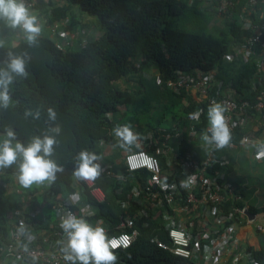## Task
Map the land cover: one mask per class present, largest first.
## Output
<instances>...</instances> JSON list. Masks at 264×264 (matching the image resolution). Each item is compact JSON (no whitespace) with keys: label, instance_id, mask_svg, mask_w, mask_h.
Returning <instances> with one entry per match:
<instances>
[{"label":"trees","instance_id":"1","mask_svg":"<svg viewBox=\"0 0 264 264\" xmlns=\"http://www.w3.org/2000/svg\"><path fill=\"white\" fill-rule=\"evenodd\" d=\"M206 1L37 0L28 6L49 35L40 34L37 42L29 46L26 38H21L25 36L23 32L11 29V32L19 33V43L0 47V67L4 66L8 51L28 57L27 78L14 80L10 85L13 103L8 108H0V133L5 127H12L17 139L26 143L32 136L41 135L48 129L51 122L47 119V109L53 108L55 123L61 131L56 137L58 143L52 159L62 165L64 171L57 173L55 182L45 190L35 186L23 188L17 182L13 187L16 193L10 197L2 183L7 184L9 179L16 181V168L0 169V256L4 255V245L10 241V231L19 224L30 220L27 230L30 228L38 235L56 222L53 208L57 200L54 197H66L74 191L72 172L77 155L83 149L101 156L106 146H112L110 160L103 164L113 167L123 178L101 175L94 181L106 193L102 202L93 201L88 192L83 197L95 212L87 217L91 224L95 225L98 219H102V224L108 227V234L118 231L115 228L118 216L126 210L121 201L127 199L137 179L148 176L143 169L128 171L125 167V150L118 147L112 132L118 124L130 123L138 136L146 129L171 136L179 132L171 141L175 149L202 156L204 151L201 147L193 145V139L188 141V129L194 126L200 134L206 130L207 110H203L197 121H192L190 116L199 104L191 99L187 90L177 92L167 87V79L214 70V77L219 82L214 87L215 91H225L229 87L235 90L238 99L251 101L256 92L264 88V71L256 66L255 56L247 61L224 60L225 55L235 53L246 33L241 25L242 14L255 24L264 25V3L246 8L248 0H230L231 6L218 12L215 7L217 0H210L211 5L207 9L201 6ZM84 14L96 16L103 30L99 36L86 41L82 38L90 35L93 23L87 21ZM217 15L225 19L228 29L220 35L208 31L206 25ZM68 37L71 39L67 40ZM76 39L85 42L74 50ZM26 109H38L40 119L26 118ZM142 116L154 117L155 123L142 124ZM231 133L235 141L241 133L255 134L237 129ZM195 142L202 141L199 137ZM145 149L156 155L165 168L163 154L157 153L154 147ZM222 153L232 160L227 151L216 149L217 156ZM102 162L99 161L100 164ZM229 163L227 167L230 170L233 165L231 161ZM233 183L245 197L241 186ZM248 204L251 210L264 208V204L260 207ZM139 207L135 204L130 212H136ZM17 209L24 216H17ZM33 210L41 211L42 215L29 216V211ZM146 218L142 215L134 220L133 228L138 233L131 245L115 250L117 264H194L150 242L151 235L162 227V219L160 212L156 219ZM145 220L149 222L147 226L143 224ZM159 235L160 239L166 240L162 232ZM7 264L22 263L11 258Z\"/></svg>","mask_w":264,"mask_h":264},{"label":"built area","instance_id":"2","mask_svg":"<svg viewBox=\"0 0 264 264\" xmlns=\"http://www.w3.org/2000/svg\"><path fill=\"white\" fill-rule=\"evenodd\" d=\"M35 2L37 0H25L27 6L34 5ZM259 2L264 3V0H248L246 8H253ZM228 6H231L230 0H217L215 5L218 12L225 11ZM240 19L246 33L241 37L235 53L225 55L224 60L247 61L255 56L256 66L264 71V25L255 24L243 14ZM61 34L66 36L63 32ZM165 84L177 92L181 89H193L198 94L199 106L190 116L192 121L198 120L193 118L194 113L202 110L201 115L211 102L216 101L225 107L231 131H245L249 123L253 124L251 130L255 134L241 133L237 141L232 138L226 148L252 147L249 158L255 162L264 161V150L258 147L264 142V88L256 92L253 101L248 98L238 99L235 90L229 87L225 91H215L214 87L219 82L214 77V70L206 73L197 71L194 75L167 79ZM197 133L199 131L194 126L190 127L188 141ZM176 135L179 132H175L173 136L166 132L158 134L153 129L141 132L136 144L130 150H125L123 163L128 171L143 169L148 176L137 179V184L130 189L127 199L121 201L126 210L119 215V222L115 225L118 231L108 234V227L102 224V219H98L95 225L103 226L109 238H115L119 242L120 246L115 250L125 249L138 233L133 228L134 220L142 215L153 220L160 212L162 227L150 237V242L158 248L194 264H264V208L251 210L242 192L226 179L222 170L228 164L226 155L217 156L214 146L208 145L200 157L189 151L181 153L169 143ZM146 147H154L157 153L164 155L165 168H162L159 158L150 154ZM103 163L101 175L123 178L120 172ZM182 181L188 186L182 187ZM72 185L74 191L66 197H54L57 200V205L53 208L56 222L49 226L50 229L35 235L30 228L27 230L30 220L26 219L27 222L10 231V241L4 245L5 253L0 256V264H7L11 258L22 264H69L64 259L59 243L64 239L59 227L60 216L72 212L87 219L95 212L89 202L81 203L84 193L88 192L95 202L104 201L106 194L94 181L83 182L74 178ZM135 204L140 207L136 212H130ZM246 211L252 215L249 216ZM150 212L156 215H151ZM16 213L17 216H24L19 209ZM38 213L42 215L41 211H29V216L33 217ZM143 224L147 226L149 222L145 220ZM245 224L252 225L261 238V243L256 248L244 246L240 240L238 230ZM128 229L132 230L127 231ZM160 232L165 235L166 240L160 239Z\"/></svg>","mask_w":264,"mask_h":264},{"label":"clouds","instance_id":"3","mask_svg":"<svg viewBox=\"0 0 264 264\" xmlns=\"http://www.w3.org/2000/svg\"><path fill=\"white\" fill-rule=\"evenodd\" d=\"M0 20H3L10 29H20L26 34L29 46L35 44L41 34L42 26L38 17L26 6L25 0H0ZM3 45L0 44V47ZM27 55H19L8 51L4 66L0 67V108H8L13 99L10 95V85L17 77L27 78ZM198 110L193 114L199 119ZM225 107L216 101L207 108V128L200 134V140L215 149L227 147L232 140V133L225 116ZM25 117L40 119V111L26 109ZM48 129L41 135L32 136L26 143L17 139L12 127H5L0 133V169L15 166V179L23 188H31L34 184H52L57 179V173L64 168L52 159L57 136L61 129L56 121V112L53 108L47 109ZM117 145L121 149L130 150L138 140V134L133 131L130 123L118 124L113 130ZM258 147L264 150V142ZM102 157L96 152L87 149L77 155L76 166L72 175L78 181H95L102 174ZM182 187L188 184L181 182ZM75 202V201H74ZM59 227L64 239L61 252L69 264H117L115 249L120 246L115 238H109L106 229L101 225H93L82 216L67 212L60 216ZM126 246V245H125Z\"/></svg>","mask_w":264,"mask_h":264},{"label":"rangeland","instance_id":"4","mask_svg":"<svg viewBox=\"0 0 264 264\" xmlns=\"http://www.w3.org/2000/svg\"><path fill=\"white\" fill-rule=\"evenodd\" d=\"M210 5H211L210 0H207L206 2L201 4V6L206 9L209 8ZM33 14H35V12H33ZM84 17L87 21H90L91 23H93V25L91 26L90 35L86 36L85 39L83 37L82 40L86 41V39L95 38L103 33V30L100 29L99 24L96 21V16H93V15L89 16L87 14H84ZM224 20L225 19L222 18L220 15L215 16L214 19L209 20L207 22L206 24L207 30L212 31L214 35H220V33L223 30L227 31L228 29L226 28V21ZM241 25H242V19H241ZM41 26H42L41 34L49 35L46 33V30L42 23H41ZM18 34L19 33L14 34L13 32H11V29L5 24V22L3 20H0V44L3 45L2 47L15 46L19 43L21 38L23 37L26 38L25 33H24L25 36H22L21 38L17 36ZM85 41H82V42L78 40L75 41V43L73 44V49L77 50L80 47L81 43H84ZM153 115H156V113H153ZM152 119H154V117L149 118L146 116H142V118L140 119V122L144 125L145 123L153 124L155 123L154 121L155 119L154 120ZM199 137H200V133H197L193 137L194 141L192 142V144L205 146L203 142H195ZM171 141H172V138L169 141V143H171ZM102 161H103V158H102ZM233 171L235 173L233 180L241 184V188L245 192V195H246L245 198L248 201V203L250 204L254 203L256 206L263 205L264 204V162H261V163L255 162L249 159L248 157H246L245 154L241 152L240 155L235 160V167L233 168ZM33 186L42 190V189H46L49 186V184L46 182L45 184H42V185L34 184Z\"/></svg>","mask_w":264,"mask_h":264},{"label":"crops","instance_id":"5","mask_svg":"<svg viewBox=\"0 0 264 264\" xmlns=\"http://www.w3.org/2000/svg\"><path fill=\"white\" fill-rule=\"evenodd\" d=\"M18 32H20V33H22L23 31L22 30H20V29H16ZM14 34H16V31L14 32ZM187 94L189 95V96H191V99H193L194 101H196L197 102V97H198V94H196V92H194V90L193 89H191V90H189V91H187ZM251 126H253V124H251V123H249V125H247L246 126V129H244L245 131H252L251 130ZM102 141H100V143H101ZM200 147H201V149L202 150H204L206 147H207V145H205V146H203V145H199ZM251 149H252V147H250V148H248V147H246V148H244V149H242V148H236V150H233V149H229V148H223V149H221V150H225V151H227L230 155V157L232 158V160H230V158L229 157H227L228 158V165H230V163H229V161H231L232 162V165H233V168L235 167V160H236V158L240 155V153L241 152H243V154H245V156L246 157H248L249 158V152L251 151ZM228 150H230V151H228ZM112 151H113V149H112V146L110 145V146H106V148H104L103 149V153L101 154V157L103 158V161H106V162H108L110 159H109V157H110V155H111V153H112ZM124 151H122V153H123ZM224 153H222L221 155H223ZM250 159V158H249ZM116 161H119V159H115ZM102 161V160H101ZM264 162V161H263ZM110 163V162H109ZM258 163H261V162H258ZM233 168L232 169H228V167H227V164L225 165V166H223L222 167V170L224 171V174H225V177H226V179L228 180V181H230V182H235V184H238V185H240L241 186V184L240 183H238V182H236V181H233V177L235 176V173H234V171H233ZM15 183H16V185L18 184L17 183V181H13V179L11 180V179H9V180H7V184H4V183H2L4 186H6L7 187V194H8V196H12L14 193H16L15 192V189L13 188L14 186H15ZM98 186H100V185H98ZM101 187V186H100ZM102 188V187H101ZM103 189V188H102ZM45 190V189H44ZM104 190V189H103ZM242 192V191H241ZM27 200H29V199H27ZM12 201V200H11ZM86 202V200L84 199V197L82 196L81 197V203H85ZM262 206V205H261ZM257 207H260V206H257ZM261 209H263L262 207H260V208H257V210H261ZM119 217V216H118ZM120 218V217H119ZM118 218V219H119ZM238 235H239V237H240V240L243 242V244H244V246H246V245H249V246H253V247H257V246H259L260 245V243H261V238L259 237V235L254 231V229H253V226L252 225H250V224H245V225H243V226H241V228H239V230H238Z\"/></svg>","mask_w":264,"mask_h":264},{"label":"water","instance_id":"6","mask_svg":"<svg viewBox=\"0 0 264 264\" xmlns=\"http://www.w3.org/2000/svg\"><path fill=\"white\" fill-rule=\"evenodd\" d=\"M246 213L249 215V216H251L252 214L249 212V211H246Z\"/></svg>","mask_w":264,"mask_h":264}]
</instances>
